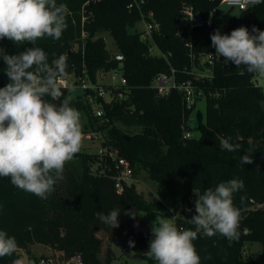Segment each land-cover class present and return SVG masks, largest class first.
I'll return each instance as SVG.
<instances>
[{
  "label": "trees",
  "instance_id": "obj_1",
  "mask_svg": "<svg viewBox=\"0 0 264 264\" xmlns=\"http://www.w3.org/2000/svg\"><path fill=\"white\" fill-rule=\"evenodd\" d=\"M221 1L145 0L141 9H130V0H57L69 9L67 28L59 40L45 37L35 46L69 50L79 45V51H68L64 74L80 76L86 69L96 80L102 71H123L128 96L112 104L98 99L107 121L97 130L107 129L104 146L129 161L135 179L145 173L160 191L154 203L138 192L136 184L119 192L116 161L88 152L76 154L70 161L72 168L66 163L63 178L57 181V192L47 199L18 189L10 178H0V230L14 236L18 245L12 256L0 258V264H14L19 251L29 250L33 242L64 251L66 259L80 256L83 264H116L111 250L104 261L100 259L102 242L96 233L108 230L110 225L97 220V213L108 215L116 208H120L119 216L132 211L177 210L182 204L188 205L195 192L203 194L233 178L244 183V188L233 194L234 206L240 211L238 236L229 240L219 233L207 237L200 232L193 243L201 264H264V257L260 263L247 260L244 251L247 243L259 242L264 256V87L258 83L256 73L218 56L210 39L216 30L231 33L241 26L250 32L253 26L264 31V1L239 11L226 25L225 12L219 8ZM189 10L200 12L205 22L194 27L186 38L181 24ZM143 19L158 24L152 39L131 31ZM102 32L113 37L122 59L113 55L108 60L110 51ZM33 46L30 42L0 40V47L9 55ZM153 46L159 55L150 53ZM211 54L215 60L206 66L209 76L197 78L204 58ZM47 57L53 66L49 53ZM171 69L179 79L192 80L204 91L207 115L204 122L199 113V138H185L183 127L196 104L188 107L178 91L161 97L155 89L157 75ZM8 83L5 67L0 65V88ZM61 89V100L70 96L71 90ZM71 106L77 110L83 107L80 99L73 97ZM134 129L139 130L128 131ZM228 137L231 143L240 144L238 151L221 148V140ZM246 153L253 157L252 164H241L240 158ZM96 162L102 163L104 172L92 170ZM176 226L196 230L191 221H179ZM138 239L142 241V235L129 237L128 241Z\"/></svg>",
  "mask_w": 264,
  "mask_h": 264
},
{
  "label": "clouds",
  "instance_id": "obj_2",
  "mask_svg": "<svg viewBox=\"0 0 264 264\" xmlns=\"http://www.w3.org/2000/svg\"><path fill=\"white\" fill-rule=\"evenodd\" d=\"M261 2L247 0L251 5ZM68 14L67 5L57 0H0V40L34 45L16 55L0 47V59L10 80L0 88V178H10L12 185L41 199L54 191L66 163L80 152L84 138L81 114L71 106L72 97L61 100L64 92L57 77L65 73L64 57L53 67L46 52L35 46L45 37L59 40L67 28ZM210 39L216 54L224 60L264 77V31L253 26L250 32L241 26L230 34L216 30ZM230 140L222 139L221 148L238 151L240 144ZM240 162L252 164L253 157L246 153ZM243 188V181L233 178L203 194L195 192L196 214L190 221L196 230H181L172 218L157 217L152 227L154 239L145 255L157 264H201L193 243L198 233L207 237L219 233L229 240L238 236L240 211L234 206L233 194ZM119 215L120 208H116L108 215L97 213L96 219L117 228ZM129 245L134 247L135 242L130 240ZM17 247L15 237L0 230V258L12 256Z\"/></svg>",
  "mask_w": 264,
  "mask_h": 264
},
{
  "label": "rangeland",
  "instance_id": "obj_3",
  "mask_svg": "<svg viewBox=\"0 0 264 264\" xmlns=\"http://www.w3.org/2000/svg\"><path fill=\"white\" fill-rule=\"evenodd\" d=\"M219 8L224 10V23L233 16L238 15L239 11L237 9H231L222 4V1L219 5ZM214 13L211 12L210 17ZM93 18V15H92ZM132 32H142L147 31V23L145 20H141L136 23L135 27L131 29ZM220 33L230 34L226 32L225 29H221ZM102 36L107 44L112 55L119 53L117 46L114 43V39L109 33L102 32ZM186 38L189 37V32H185ZM80 46L75 45L70 48H50L49 50H44L46 54L49 53V57L52 59L53 67H55V61H57L61 56L64 57L65 62L68 55V51H79ZM155 54L159 55V51L155 49ZM219 56V54H217ZM0 65L6 67L3 60L0 59ZM204 70V69H203ZM206 73V71H203ZM258 83L264 87V77L256 74ZM104 84L108 83V79L103 81ZM70 96L75 99H80L83 107L81 110H78L81 114V123L83 129V142L80 152L88 153H98L100 149L104 147L100 141L91 138L92 133L99 131L97 128L106 124V121L100 120L96 117L95 104L90 105L86 100L85 93L80 89H74L70 92ZM107 97V96H106ZM199 113L203 115V121H206V101L204 99L199 100L196 104V107L191 112L188 120L184 124V130L192 134L193 138H199L201 136ZM100 129V128H99ZM126 130V128H124ZM139 130V129H138ZM137 129L128 130L131 132L138 131ZM105 137L108 138L107 129L100 130ZM74 164L68 163L67 167L72 168ZM92 170L94 172H104V167L101 162H96L92 165ZM136 187L139 193L143 194L146 200L149 203H154L158 198L160 187L157 184H153L145 173H143L139 179H136ZM57 192V182L54 185V191L51 192V196ZM197 193V192H196ZM191 197L190 203L188 205L182 204L177 210L168 211V212H159V213H149L146 211H132L136 215L133 218L131 215L123 214L119 216L120 224L117 228H110L106 231L100 230L97 231L96 237L101 240V249L100 259L105 260L107 252L111 250L114 253V258L116 264H156V261L151 262L145 254L149 251L150 241L154 239L152 235L153 223L156 221L157 217L162 218H172L174 223L177 224L179 221H190V219L196 214L195 213V201L197 195ZM57 197V196H56ZM61 198H68V196L61 195ZM191 209V211H189ZM130 213V212H127ZM142 235L143 239L134 241V247L129 245L128 238L135 237L137 235ZM148 237V238H146ZM145 246H143V244ZM145 247V248H144ZM245 258L250 261H255L260 263L263 261V245L259 242L247 243L245 245ZM72 259V258H71ZM45 260L46 262L51 261L53 264H67L70 259L65 258L64 251L56 249L51 245L33 242L29 245V250L21 249L19 251L16 261H19V264H40L41 261Z\"/></svg>",
  "mask_w": 264,
  "mask_h": 264
},
{
  "label": "built area",
  "instance_id": "obj_4",
  "mask_svg": "<svg viewBox=\"0 0 264 264\" xmlns=\"http://www.w3.org/2000/svg\"><path fill=\"white\" fill-rule=\"evenodd\" d=\"M263 1L264 0H262V2ZM143 4H145V0H130L129 8L133 9L134 7H137L138 9H141ZM222 4L228 8L237 9L238 11H244L255 6L248 4L247 0H235L233 3H229V0H222ZM187 13L188 14L185 17L184 22L181 24V33L185 34V32H189L190 36L191 30L194 27H197L194 23L196 12L189 10ZM149 17L152 19L153 14L151 13ZM143 20H145L147 23V31L143 34V38L148 37L149 39H152L153 30H159L158 24L154 20ZM155 49H157L155 46L151 47L150 53L152 55H157L155 54ZM214 60L215 57L212 54L204 58L202 63L203 68L198 70L197 78L200 79L209 76L210 73L206 69V66L213 65ZM203 69L206 71V73L203 72ZM106 79H108V83L104 84L103 81ZM57 82L63 89H69L71 91L74 89L82 90L86 95V100L88 103L90 105L95 104L96 117L103 121H107L105 119V111L98 103V99H103L104 101L112 104L115 101H121L128 96V80L124 76L123 71L120 70L110 72L102 71L97 75V79L93 80L85 69L80 76H77L74 73L60 75L57 77ZM154 86L158 95L161 97H168L174 91L180 92L183 96L184 103L188 107H193L199 100H202L205 97L204 91L196 86L192 80L179 79L174 69H171L170 72H162L158 74L155 78ZM184 137L187 139L193 138L192 134L185 130ZM91 138L100 141L102 144L106 142V139L100 130L93 132ZM99 154L109 156L114 161H116L118 167L116 188L119 192H123L126 187L136 184L137 180L133 176V169L129 161L125 158L119 157L117 151L111 150L109 147L104 146L102 149H100ZM40 264L53 263L51 261L46 262L43 260ZM67 264H83V260L80 256H75L70 259Z\"/></svg>",
  "mask_w": 264,
  "mask_h": 264
},
{
  "label": "water",
  "instance_id": "obj_5",
  "mask_svg": "<svg viewBox=\"0 0 264 264\" xmlns=\"http://www.w3.org/2000/svg\"><path fill=\"white\" fill-rule=\"evenodd\" d=\"M204 22H205V20H204L203 15L200 12L196 13L195 18H194L195 26H201L204 24ZM107 58H108V60H111L113 58V55L111 53H108ZM114 58L122 59L123 56L116 54V55H114Z\"/></svg>",
  "mask_w": 264,
  "mask_h": 264
}]
</instances>
